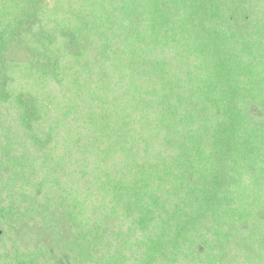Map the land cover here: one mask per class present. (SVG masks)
Instances as JSON below:
<instances>
[{
	"label": "trees",
	"instance_id": "trees-1",
	"mask_svg": "<svg viewBox=\"0 0 264 264\" xmlns=\"http://www.w3.org/2000/svg\"><path fill=\"white\" fill-rule=\"evenodd\" d=\"M0 264H264V0H0Z\"/></svg>",
	"mask_w": 264,
	"mask_h": 264
},
{
	"label": "rangeland",
	"instance_id": "rangeland-1",
	"mask_svg": "<svg viewBox=\"0 0 264 264\" xmlns=\"http://www.w3.org/2000/svg\"><path fill=\"white\" fill-rule=\"evenodd\" d=\"M48 7L53 8L54 10L57 9V7L59 6V1L60 0H45ZM62 3L65 2V0H61ZM14 54H16V56H20L25 58L26 57V52L24 50H22L21 48H14Z\"/></svg>",
	"mask_w": 264,
	"mask_h": 264
}]
</instances>
